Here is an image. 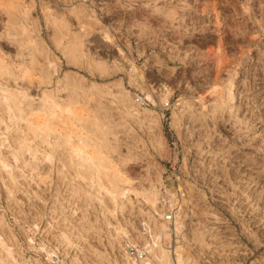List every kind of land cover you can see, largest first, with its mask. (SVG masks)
Instances as JSON below:
<instances>
[{
    "label": "rangeland",
    "instance_id": "1",
    "mask_svg": "<svg viewBox=\"0 0 264 264\" xmlns=\"http://www.w3.org/2000/svg\"><path fill=\"white\" fill-rule=\"evenodd\" d=\"M181 194L165 245L264 264V0H0V264L119 260Z\"/></svg>",
    "mask_w": 264,
    "mask_h": 264
},
{
    "label": "bare ground",
    "instance_id": "2",
    "mask_svg": "<svg viewBox=\"0 0 264 264\" xmlns=\"http://www.w3.org/2000/svg\"><path fill=\"white\" fill-rule=\"evenodd\" d=\"M168 89L164 85H160V95H166ZM145 100L153 101L151 95L145 92ZM167 203L162 207L163 209L172 210L174 213V223L175 227L180 230L182 224L179 220L180 212H181V203H184L186 199L184 198V194H181L178 199L173 195H169L166 197ZM154 210L158 214H163L159 212L156 206H154L155 198L152 201ZM144 226L140 228L138 234L134 237H131L127 234L126 237L128 239V244L136 245L138 241L141 243V246L146 249L148 252L147 262H152V264H192L189 261L188 256H185V252L180 245H175L171 249V251L164 244V239L169 236L167 228L164 224L158 222L157 220L152 223L148 221L143 222ZM180 225V226H179ZM101 259L98 264H133V262L129 259L126 252L123 253V257L118 259H113L111 261L109 258H105L100 256ZM147 264V263H146Z\"/></svg>",
    "mask_w": 264,
    "mask_h": 264
},
{
    "label": "built area",
    "instance_id": "3",
    "mask_svg": "<svg viewBox=\"0 0 264 264\" xmlns=\"http://www.w3.org/2000/svg\"><path fill=\"white\" fill-rule=\"evenodd\" d=\"M161 218L167 225V231L169 235L172 234L174 236L176 233V227L174 223V213L172 210L164 212ZM174 239L173 241H175ZM166 246L170 251L173 247H175L174 245L171 246V243L167 244ZM125 252L133 264H152V262L150 263L146 261L148 259V252L144 247L141 246V243L136 245L126 244Z\"/></svg>",
    "mask_w": 264,
    "mask_h": 264
}]
</instances>
